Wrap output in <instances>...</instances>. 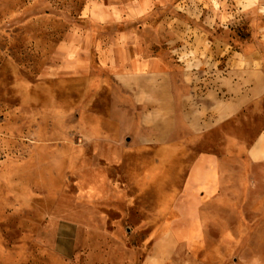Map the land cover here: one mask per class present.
Instances as JSON below:
<instances>
[{
	"label": "rangeland",
	"instance_id": "rangeland-1",
	"mask_svg": "<svg viewBox=\"0 0 264 264\" xmlns=\"http://www.w3.org/2000/svg\"><path fill=\"white\" fill-rule=\"evenodd\" d=\"M77 11L75 0H0V264H58L41 248L49 237L43 225L57 197L71 190L67 159L80 141L67 116L76 105L86 111L91 91L82 81L45 80L42 72L55 67L51 56L71 26L87 28ZM153 13L139 22L146 57L171 64L177 79L180 61L192 65L187 90L189 97L194 91L199 96L187 102V134L180 117L173 144L130 145L126 169L111 172L112 203L120 210L110 230L122 238L127 233L119 221L121 228L131 225L128 240L144 246L143 253L165 232L157 223L167 218L194 155H242L264 134V0H176ZM190 75L196 76L191 83ZM177 87L183 90L179 82ZM242 196L239 215L227 213L220 224L222 240L202 250L264 247V202L251 207V188ZM257 211L263 214L258 223ZM257 225L261 237L249 234ZM202 262L208 264L180 250L171 264Z\"/></svg>",
	"mask_w": 264,
	"mask_h": 264
},
{
	"label": "crops",
	"instance_id": "crops-1",
	"mask_svg": "<svg viewBox=\"0 0 264 264\" xmlns=\"http://www.w3.org/2000/svg\"><path fill=\"white\" fill-rule=\"evenodd\" d=\"M175 1L75 0V18L87 28L75 24L67 30L50 59L56 72L47 78L57 83L82 81L91 91L84 100L86 111L76 105L67 116L70 125H77L80 141L67 159L72 166L71 190L57 197L43 225L49 237L42 239L41 248L58 264H171L180 250L208 264L216 258H223L219 264H264V247L245 245L224 254L202 250L204 244L210 249L222 240L220 224L227 213L239 215L242 193L248 188L254 189L252 208L264 202V134L242 155L210 151L194 155L181 188L170 200L167 218L157 223L165 232L148 244L145 253L144 246L128 240L131 225L121 228L119 221V229L127 233L122 238L110 230L120 210L112 203L111 172L126 169L130 145L173 144L180 117L181 131L187 134V102L199 96L194 91L189 97L187 90L192 65L180 61L183 71L177 79L171 64L146 57L139 22ZM159 28L167 30L162 20ZM194 77L190 75V83ZM255 213L258 223L263 214ZM257 227L249 228V234L263 236L262 227Z\"/></svg>",
	"mask_w": 264,
	"mask_h": 264
},
{
	"label": "bare ground",
	"instance_id": "bare-ground-1",
	"mask_svg": "<svg viewBox=\"0 0 264 264\" xmlns=\"http://www.w3.org/2000/svg\"><path fill=\"white\" fill-rule=\"evenodd\" d=\"M56 72V68H47L45 71L42 72V75L44 76V79H47L52 76V74Z\"/></svg>",
	"mask_w": 264,
	"mask_h": 264
}]
</instances>
